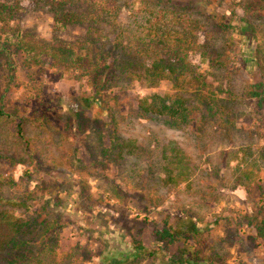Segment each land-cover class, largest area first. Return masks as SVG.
I'll use <instances>...</instances> for the list:
<instances>
[{
  "label": "rangeland",
  "instance_id": "1",
  "mask_svg": "<svg viewBox=\"0 0 264 264\" xmlns=\"http://www.w3.org/2000/svg\"><path fill=\"white\" fill-rule=\"evenodd\" d=\"M144 1L118 0L122 22ZM258 1L169 3L198 17V40L220 55L210 63L195 52L192 69L201 78L181 88L169 79L151 86L114 70L120 78L103 91L105 101L88 104L84 99L95 92L88 76L28 64L15 45L11 61L0 57L4 195L26 201L14 214L33 222L32 241L52 249L24 264H160L126 254L137 250L136 241L158 248L155 233L168 224L184 230L190 215L200 235L186 245L179 232L170 253L188 248L210 264H264V238L249 222L253 210L264 209V104L250 94L259 83L264 90V32L245 42L239 29L243 17L264 28ZM23 4L7 27L0 21V32L13 26L47 44L87 34L88 23L56 30L44 1ZM245 5H252L249 14ZM213 12L230 24L227 30ZM180 93L201 107L190 126L172 127L163 115L140 112L143 97ZM4 259L0 264H8Z\"/></svg>",
  "mask_w": 264,
  "mask_h": 264
},
{
  "label": "trees",
  "instance_id": "2",
  "mask_svg": "<svg viewBox=\"0 0 264 264\" xmlns=\"http://www.w3.org/2000/svg\"><path fill=\"white\" fill-rule=\"evenodd\" d=\"M23 1L0 0V21H4L6 27L16 13L24 9ZM35 1H44L49 6L54 15L56 30L88 23L86 36L70 42L54 39L47 44L31 40L21 30L13 32L14 27L10 26V30L4 28L0 32V57L5 56L11 61L14 54L12 46L15 45L18 50L23 51L28 64L45 66L49 63L55 68L75 70L88 76L95 90L84 99L88 104L105 101L103 91L114 84L112 79L120 78L111 75L114 70H119L126 79L146 81L151 86L169 79L177 88H181L183 83L192 84L201 78L192 69V55L195 52L210 63L214 60L219 62L220 55L207 53V44L198 40V31L202 26L198 17H193L186 6L178 9L169 6L172 0H145L141 8L131 11L126 22H122L118 0ZM263 1L259 0L255 4L258 9H263ZM251 6L245 5L247 14L250 13ZM216 13L213 12L212 15L218 20L219 27L223 31L227 30L230 24L223 23ZM239 29L245 42L259 41V36L264 32V28L256 25L251 18L244 17ZM111 34H114L113 47H108ZM3 35L5 39L1 38ZM261 88L262 83H259L250 91L251 96L258 98L260 106L264 104V90H259ZM204 100L210 102V99ZM212 103L216 105L212 101L208 105L210 109L214 108ZM139 108L145 115H163L167 124L182 128L193 123L194 113L201 107L192 97L180 93L143 97L139 101ZM5 184L7 182L0 178V255L8 264H24L27 259H32L33 263L40 261V257L51 254L52 249H42L35 240L30 239L34 232L33 222L16 217L13 210L14 206H25L26 201L6 197L3 190ZM263 210H253L249 214L250 226L261 238H264ZM183 222H186L184 230L180 229V225L175 230L168 224L155 233L160 242L158 248H149L142 241H136L137 250L126 256L154 257L160 264H210L209 259L198 257V253L194 254L188 248L170 253V245L178 241L179 232L183 234L180 235V240L187 245V240L198 237L202 231L192 215L184 218ZM49 241L42 246H50Z\"/></svg>",
  "mask_w": 264,
  "mask_h": 264
}]
</instances>
